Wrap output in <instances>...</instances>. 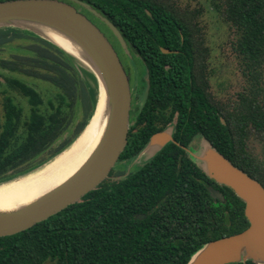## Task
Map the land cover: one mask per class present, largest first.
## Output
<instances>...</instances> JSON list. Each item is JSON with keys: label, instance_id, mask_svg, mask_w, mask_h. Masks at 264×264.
I'll return each mask as SVG.
<instances>
[{"label": "trees", "instance_id": "1", "mask_svg": "<svg viewBox=\"0 0 264 264\" xmlns=\"http://www.w3.org/2000/svg\"><path fill=\"white\" fill-rule=\"evenodd\" d=\"M93 1L148 70L150 87L120 161L144 150L155 117L164 119V131L178 113L176 143L124 179H107L48 220L0 238V264H188L206 243L249 226L245 203L210 179L187 151L195 138L207 139L264 186V161L250 145L264 143V0L215 1L246 83L224 102L211 92L215 71L203 7L176 0ZM97 95L94 75L61 48L28 31L1 29L0 183L72 144L93 115ZM210 187L224 200L212 198Z\"/></svg>", "mask_w": 264, "mask_h": 264}, {"label": "water", "instance_id": "2", "mask_svg": "<svg viewBox=\"0 0 264 264\" xmlns=\"http://www.w3.org/2000/svg\"><path fill=\"white\" fill-rule=\"evenodd\" d=\"M103 21L129 52L128 44L118 28L86 2L71 0ZM14 28L31 32L61 48L82 68L92 73L98 85L93 115L78 138L86 131L96 111L98 96L105 97L106 127L102 140L88 161L63 184L35 201L15 210H0V238L24 232L48 220L84 196L97 189L111 174L128 144L131 127L132 89L120 57L101 30L74 6L64 0L0 1V30ZM64 39L66 49L49 36ZM163 53H178L162 48ZM168 127L152 136L141 153L154 152L152 158L173 139ZM198 150L187 149L195 163L217 184L230 188L245 203L249 226L242 232L206 243L188 264H238L252 261L264 264V186L242 169L236 167L207 139ZM72 144L41 166L8 183L34 173L62 155ZM146 149V151H145ZM140 153V154H141ZM212 198L224 200L223 194L209 188Z\"/></svg>", "mask_w": 264, "mask_h": 264}, {"label": "rangeland", "instance_id": "3", "mask_svg": "<svg viewBox=\"0 0 264 264\" xmlns=\"http://www.w3.org/2000/svg\"><path fill=\"white\" fill-rule=\"evenodd\" d=\"M178 4L190 5L192 7H203L204 16L203 24L207 33V43L211 50V68L214 69V76L211 77V92L213 95L221 100L227 101L243 91L245 86V79L240 71V66L237 57L232 48L233 35L228 24H225L220 18L215 9L216 0H176ZM101 30L106 35L109 42L112 44L118 53L124 68L131 78V89L133 90L132 107H131V124H134L135 103L139 105L146 98V91L143 88V82L147 76V70L143 62L135 56L130 50L129 52L124 49L120 44L117 37L103 24H99ZM19 98V97H18ZM134 99V101H133ZM2 97L0 96V108ZM203 139L196 137L190 150L196 151L199 149ZM251 148L254 153L264 161V143L259 140L251 141ZM146 151V149H145ZM154 152L146 153V155L139 154L135 159L130 162L119 161L115 165V170L111 173V180H119L115 176L119 173L127 176L129 172L137 170L145 163H147L153 156ZM124 176V177H125Z\"/></svg>", "mask_w": 264, "mask_h": 264}, {"label": "bare ground", "instance_id": "4", "mask_svg": "<svg viewBox=\"0 0 264 264\" xmlns=\"http://www.w3.org/2000/svg\"><path fill=\"white\" fill-rule=\"evenodd\" d=\"M49 36L68 49L64 39L53 33H49ZM106 116L105 97L102 92L100 98L98 96L96 111L86 131L62 155L26 177L0 185V210H15L27 205L63 184L79 171L102 140Z\"/></svg>", "mask_w": 264, "mask_h": 264}, {"label": "flooded vegetation", "instance_id": "5", "mask_svg": "<svg viewBox=\"0 0 264 264\" xmlns=\"http://www.w3.org/2000/svg\"><path fill=\"white\" fill-rule=\"evenodd\" d=\"M65 1H67V3H69V4H71L72 6H74L75 8H76V10L78 11V12H80L81 14H83L84 16H86L95 26H97L100 30H101V28H100V26H99V24H103V25H105V27H107V25L103 22V21H101L100 19H98L94 14H92L90 11H88L87 9H85L84 7H82L81 5H79V4H77V3H75V2H72L71 0H65ZM80 1H83V2H86V3H88L89 5H91L94 9H96L101 15H103L104 17H106L108 20H110V18L107 16V12L105 11V10H103L102 8H97V7H95V2L93 1V0H80ZM111 21V20H110ZM112 22V21H111ZM108 28V27H107ZM109 29V28H108ZM101 32L103 33V31L101 30ZM104 34V33H103ZM104 36L106 37V35L104 34ZM107 38V37H106ZM129 48H130V50L135 54V56L137 57V58H139L142 62H143V64H144V66L146 67V63L144 62V60L142 59V57L139 55V54H137L135 51H134V49L131 47V46H128ZM121 60V59H120ZM122 62V61H121ZM123 64V63H122ZM124 67V66H123ZM166 67V69H170L171 68V66L170 65H166L165 66ZM125 69V68H124ZM147 70V69H146ZM125 71H126V69H125ZM126 73H127V71H126ZM127 75H128V77H129V79H130V84H131V78H130V76H129V74L127 73ZM144 79V82H146V84H145V86H146V88H145V91L146 92H148V89H149V87H148V83H149V77H148V70H147V76L145 77V78H143ZM143 82V83H144ZM132 97H133V90H132ZM133 101H134V99H133ZM144 102H145V100L142 102V104L141 105H139L137 102L135 103V110H136V113L134 114V118H135V123L137 122V117H138V113L142 110V108H143V106H144ZM132 107V106H131ZM153 113H158V112H156V109H154L153 108ZM175 115H177L178 116V113H176ZM177 116H176V118H174V120H173V122L171 123V124H169L168 125V127H172L173 128V134H172V136H173V139L175 140V134H176V132H177ZM149 126L146 128L147 129V132H151L152 133V135H151V138H152V136L154 135V134H156V133H158V132H161V131H163V130H160V128L159 127H161V124L164 122V119H162V118H153V119H150L149 121ZM135 125V124H134ZM155 128H158L157 129V131H155V132H153V130H155ZM139 130V128H137V131ZM119 161H120V159H119ZM119 161H118V163H119ZM123 161H125V162H130V161H126V160H123ZM121 162V161H120ZM113 170H115V168H113ZM113 170L111 171V173L113 172ZM131 172H129V174H130ZM128 174V175H129ZM127 175V176H128ZM125 175L124 174H121V173H119L118 175H116L115 177L116 178H118L119 180H117V181H115V182H118V181H120V180H122V179H124L125 177H124ZM112 176H111V174H110V177L108 178L110 181H112L110 178H111ZM218 190V189H217ZM220 191V190H219ZM221 192V191H220ZM222 193V192H221ZM223 194V193H222ZM224 196V195H223Z\"/></svg>", "mask_w": 264, "mask_h": 264}]
</instances>
